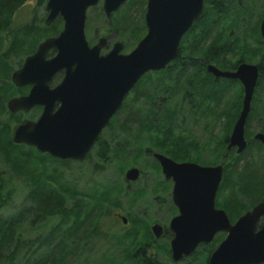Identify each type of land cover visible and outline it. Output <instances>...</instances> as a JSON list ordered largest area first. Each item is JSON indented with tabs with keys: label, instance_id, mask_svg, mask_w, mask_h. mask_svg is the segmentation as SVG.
Masks as SVG:
<instances>
[{
	"label": "water",
	"instance_id": "water-1",
	"mask_svg": "<svg viewBox=\"0 0 264 264\" xmlns=\"http://www.w3.org/2000/svg\"><path fill=\"white\" fill-rule=\"evenodd\" d=\"M99 0H47L44 23L50 25L60 17L58 34L44 38L36 50L24 57L10 80L15 87L30 85L26 94L10 97L6 106L10 113H27L34 106H42L33 119L19 123L12 132L14 144L34 147L60 160L83 161L99 139L103 128L121 107L125 96L135 83L150 71L163 69L178 52L183 34L200 16L204 0H146L144 23L146 33L127 53L116 41L106 52V37L89 45L84 34L87 10ZM125 0H102L106 17L122 6ZM264 40V15L259 24ZM53 49L54 54L47 57ZM207 71L216 78L238 80L243 87L241 109L228 137L227 150L242 153L247 146L244 127L258 80L257 64L241 62L235 70H221L213 64ZM62 72L54 86L50 81ZM57 108L54 109V105ZM253 139L264 146V133L253 134ZM162 174L172 178L171 199L177 213L170 218L168 229L171 259L181 261L190 256L201 243L212 241L216 233L224 238L207 259V264H264V199L242 213L233 223L223 209L215 207L223 165H199L176 162L155 153ZM139 176L136 167L125 171L127 181ZM123 223L127 218L120 216ZM155 238L162 226L150 227Z\"/></svg>",
	"mask_w": 264,
	"mask_h": 264
},
{
	"label": "trees",
	"instance_id": "trees-1",
	"mask_svg": "<svg viewBox=\"0 0 264 264\" xmlns=\"http://www.w3.org/2000/svg\"><path fill=\"white\" fill-rule=\"evenodd\" d=\"M26 1L0 0V34L7 41L3 52L4 56L13 54L22 56L26 54L21 52H23L29 36L39 32H41V37L49 34L56 35L62 27L60 17L55 18L50 25H46L42 19L39 20L40 25L34 18L15 25L13 22L14 15ZM46 1L38 0V3L43 5ZM135 4L139 3L134 0H127L113 15L105 17V21L111 24L112 28H114V23L119 27H133L132 7ZM144 4L145 0L141 1V14L144 13ZM259 5L262 6V9L255 16ZM263 14L264 0H204L202 13L186 35L190 40H193V45L188 52L183 50L184 44L180 48V54L187 56V60L182 62L183 60L178 57L163 69L146 73L128 94L122 106L106 127L117 124L118 130L126 133L135 128L136 135L133 147H138L142 153L149 152V148H146V150L144 148L145 143L148 142L152 146L153 144L144 134L145 129L147 131L159 129L170 115L177 117L180 112L181 104L171 105L169 103L170 96L177 94V90L173 92L171 90L172 82L170 79L173 78L174 82L180 81L182 77L183 80L186 79V88L182 90L184 92L182 93V98L185 101L187 99L190 110L195 109L197 98L193 91L195 89L198 90V88H195L198 83L194 85L192 79L195 74H199L197 73L198 70L205 71L204 64L206 62L215 61L218 63L219 54L224 48H229L230 51L240 54V57L235 62L230 65H224V67L232 69L238 62L243 61L244 57L249 60L257 59L256 63L259 67L258 84L262 85L264 78V42L259 36L258 26ZM140 29L139 37L141 38L145 33L144 25L140 26ZM213 30L221 31L223 41L219 44L207 43L205 45L209 33ZM229 30H235L237 35H234ZM47 32L49 34H46ZM246 39H251L249 43L251 46L250 54L243 55L239 48L247 45ZM53 52V50H50L48 55H52ZM27 53H31V50ZM205 74L209 75L206 71ZM204 79H201L204 83L209 82L212 85H217L218 82L225 84L228 81H232L231 79H215L211 75L210 81L207 76ZM15 89L16 87L10 82L0 84V113L7 114L6 121L0 122V157L12 171L28 177L30 182L32 181V187L28 192L32 201L29 205L24 207L22 205L20 210L9 217L0 216V264H70V259L79 248L86 246L90 240L106 236V234L101 236L103 232L100 230V225L104 218L111 214V210L119 206L118 195L121 193L122 188L108 185L97 188L99 190H91L77 195L78 192L76 190L60 183L59 175L54 173L56 169L50 172L51 177L48 178L49 180L47 179V182L42 180L40 175L36 173L38 169H29L30 165H39V163H43L46 160H54L64 165L72 160L52 158L46 153L38 152L34 147L12 142L11 124L16 125L27 120L21 119L23 113H10L7 111L4 104L6 97L15 94L13 93ZM19 92L21 94L26 93L27 87L19 88ZM143 105L145 107H142ZM253 110L254 106L250 107L246 122L248 123L253 115L264 121V108L260 113L256 114L252 113ZM238 111L239 105L237 103L232 112V119L235 118ZM122 114L126 117L119 121L118 117ZM231 123L216 145L217 155L214 162L224 163L218 195L221 196L225 193L226 188H229V194L220 198L221 201H219L218 205L226 210L231 219H235L254 203L264 199V159L258 157L264 151V146L244 130V136L247 140V146L244 151L236 153L233 148L227 150L226 146ZM258 130L264 133V124ZM131 144L132 142L130 141L119 142L114 147H111L112 154L115 157L121 155L127 159ZM94 146H96L95 153L101 157L102 161H105L107 144L102 135H100ZM93 147L88 152L86 159L90 157ZM102 150L105 151L103 157L101 155ZM161 150L171 155V152L167 149ZM4 184L5 180L0 175V201L4 199L2 190ZM138 191L142 193L141 189H138L135 191L136 194ZM26 212H28V216L37 221H44L50 216H58L57 222L40 235L38 247L31 249L30 246L29 253L25 252V247L30 241H27L28 231L22 226V218L26 215ZM127 221L130 224H134L133 218L127 219ZM145 222V220H141L138 227L143 226V234L146 235L149 230L148 224ZM219 240L217 239V241ZM144 245H137L130 256L138 258L139 264H160L155 259L145 256Z\"/></svg>",
	"mask_w": 264,
	"mask_h": 264
},
{
	"label": "rangeland",
	"instance_id": "rangeland-1",
	"mask_svg": "<svg viewBox=\"0 0 264 264\" xmlns=\"http://www.w3.org/2000/svg\"><path fill=\"white\" fill-rule=\"evenodd\" d=\"M126 1L127 0H125V2ZM134 1H137L139 4H135L132 7L134 24L133 27L129 28L119 27L115 23L114 28H112L111 24L105 21V15L102 10V0H99L94 7L89 8L86 13L84 25V34L88 44H94L97 42L98 38L103 35L108 40V47L106 49L103 48L101 52H106L115 41L123 43L124 53L130 51L140 38V26L144 25L143 14H141L142 7L140 8L141 1L143 0ZM262 3L261 5H263ZM261 5L257 6L255 16H257L256 13L261 11ZM44 6L45 3L39 5L38 0H27L25 4L16 11L13 21L14 24L18 25L19 23L30 21V19L33 18L40 24L39 20H44L46 16ZM109 30L111 31L109 32ZM230 32L237 35L235 30H231ZM46 34H49V32ZM49 35L41 37V32L31 35L26 40L23 52H21L26 54L22 56H15L14 54L4 56L3 52L6 48L7 41L4 36L0 34V84L12 83L10 80L11 73L20 67L24 57L28 55L27 52L31 50V53H33L37 45ZM247 40L248 39H246L247 45L245 47L240 46L239 48V51H242L243 55L250 54L251 46L249 43L251 39ZM222 41L223 34L221 31L213 30L209 33L205 45H207V43L219 44ZM192 45L193 40L188 38V42L184 43L183 50L188 52ZM32 50L34 51L32 52ZM238 57H240L238 52H232L229 48H224L219 54L218 63L215 61H211L210 63L221 69H231L224 67V65H230L235 62ZM256 60L257 59L249 60L246 57L243 58L244 62L252 64H257ZM205 71L198 70L197 73L199 74H195L192 79L194 85L198 83V86L195 87L198 88V90L195 89V91H193L197 98V102L195 103V109L192 110L189 109L187 99L185 101L182 98V90L186 88V79L183 80L182 77L178 82H174L173 78L170 79L172 82L171 90L172 92L177 90V94L170 96L169 103L171 105L176 103L181 104L180 112L177 117L170 115L159 129H151V131L145 129L144 134L153 144L152 146L146 142L144 146L145 150L149 148V152H163L161 149H167L171 152L170 154L173 159L178 161H194L209 165H216L218 163L214 162L217 155L216 145L221 140L231 121L229 134L232 130V126L238 116L237 114L241 109L243 87L239 81L233 79L225 84H222L223 82H218L217 85H212V83L209 82L204 83L201 79L205 80L204 77L206 76L209 81L211 80L210 74L206 75ZM55 76L50 82L51 85L57 84L62 78L61 74ZM258 82L257 80L251 100V107L254 106L252 113L254 114L260 113L264 108V78L262 85L258 84ZM19 88L22 87H16V89L13 90L15 94L6 97L4 102L5 106L9 97L21 94ZM237 103L239 105V111L235 115V118L232 119V112ZM142 107H145V105ZM39 113V108H33L27 113H23L21 119L33 120ZM125 117L126 116L122 114L118 117V120L122 121ZM6 119L7 114L0 113V122H5ZM263 124V120L253 115L248 123L246 122L244 130L253 138V134L258 132V129ZM17 125L18 124H11L12 132ZM101 135L104 137L105 143L107 144V154H105L104 150L101 152L102 157L104 154L107 156L105 161H102L101 157L95 153L94 150L96 146H94L90 153V157L88 159L85 158L83 161L72 160L64 165L54 160H46L43 163H39V165H30L29 167V169H38L36 173L46 182L47 179L51 177L50 172L56 169L54 173L59 175L61 180L60 183L70 189L73 188L76 190L78 192L77 195L84 194L91 190H99L97 188L106 187L108 185L122 188L121 193L118 195L119 206L112 209L111 214L106 216L100 225V230L103 232L101 236L104 234H106V236L90 240L86 246L79 248L70 259V264H114V262L115 264H139L138 258H132L130 255L134 252L137 245L141 244H145V256L155 259L160 264H207L210 252L222 239L223 234L220 233L211 243L198 246L190 256L183 258L181 261H172L169 249V238L171 235L168 234L155 238L150 230V226L154 220L161 225L167 226L170 218L176 214V209L170 202L169 193H164L167 185L169 188V182L163 178L158 166L154 163V159L147 151L142 153L138 147H133L135 144L134 137L136 135L135 128L129 133H126L119 131L116 124L106 127ZM125 141L132 142L129 146L130 150H128V152H130L127 154V159L121 155L115 157V155L112 154L111 147H114V145L119 142ZM163 153L166 152L164 151ZM258 157L264 159V151L259 154ZM219 163L222 165L224 164L223 162ZM130 167H136L139 170V176L135 181H127L124 177L125 171ZM0 175L5 180V184L2 188L4 199L0 201V216L9 217L20 210L22 205L24 207L31 203V196L28 192L32 187V181L30 182L28 177L12 171L1 157ZM138 189H141L142 193L138 191L136 194L135 191ZM228 194L229 188H226L224 194L221 196L217 195L218 203L221 201L220 198ZM119 215H123L127 219L133 218L134 224L127 223L124 225ZM22 219V226L28 231L27 241H31V243L29 241L27 244L29 248L25 247V252L29 253L30 246L31 249H34L36 246L38 247V240L41 238L40 235L57 222L58 216H50L44 221H37L28 216V212H26V215ZM141 220H145V223L148 224L149 233L147 232L146 235L143 234V226L138 227ZM217 239L220 240L217 241Z\"/></svg>",
	"mask_w": 264,
	"mask_h": 264
},
{
	"label": "flooded vegetation",
	"instance_id": "flooded-vegetation-1",
	"mask_svg": "<svg viewBox=\"0 0 264 264\" xmlns=\"http://www.w3.org/2000/svg\"><path fill=\"white\" fill-rule=\"evenodd\" d=\"M96 5H97V4H96ZM122 5H123V4H122ZM144 5H145V8H146V0H145V4H144ZM145 8H144V13H143V24H144V27H145V23H144ZM118 9H119V8H118ZM118 9H117V10H118ZM117 10H116V11H117ZM113 13H114V12H113ZM113 13H112V14H113ZM110 16H111V15H110ZM110 16H109V17H110ZM105 17H106V16H105ZM198 18H199V17H198ZM198 18H197V19H198ZM197 19H196V20H197ZM196 20H195V21H196ZM260 20H261V19H260ZM61 21H62V20H61ZM195 21H194V22H195ZM194 22H193V24H194ZM193 24H192V25H193ZM259 24H260V22H259ZM190 28H191V27H190ZM190 28H189V29H190ZM189 29L183 34V36H182L181 39H180V42H179V45H178V52H177L176 57L173 58L168 64H170L172 61H174V60L177 59L178 57H179V59H182V60H183L182 62H185V61L187 60V58H188L187 56H184V55H181V54H180V48H181V46H182L184 43L188 42V37H187L186 35H187ZM258 30H259V27H258ZM145 33H146V28H145ZM145 33H144V34H145ZM102 36H103V35H102ZM143 36H144V35H143ZM143 36H142V37H143ZM259 36H260V33H259ZM100 37H101V36H100ZM104 37H105V36H104ZM142 37H141V38H142ZM141 38H140V39H141ZM260 38H261V36H260ZM140 39H139V40H140ZM139 40H138V41H139ZM261 40L264 42V40H263L262 38H261ZM138 41H137V42H138ZM115 42H116V41H115ZM137 42H136V43H137ZM122 44H123V43H122ZM91 45H92V44H91ZM111 46H112V45H111ZM107 47H108V40H107V38H106V46H105L104 48L106 49ZM123 48H124V45H123ZM109 49H110V48H109ZM51 50H53V49H51ZM49 51H50V50H49ZM49 51H48V52H49ZM53 51H54V50H53ZM48 52H47V57H51V56L54 54V52H53L52 55H48ZM122 52H123V51H122ZM241 62H244V61H241ZM241 62H238L237 65H236L234 68H232V69H221V68H219V67H217V66H216V67L219 68V69H221V70H229V71H233V70L236 69V67L238 66V64L241 63ZM168 64H167V65H168ZM208 64H212V63H210V62H206V63L204 64V69H205L206 71H207V65H208ZM167 65H166V66H167ZM213 65H214V64H213ZM257 66H258V65H257ZM258 70H259V67H258ZM207 73H209V72L207 71ZM58 74H61V77H62V75H63L62 72H58L56 75H58ZM209 74H210L213 78H215V79H224V78H216V77H214L211 73H209ZM144 75H145V74H144ZM144 75H143V76H144ZM54 76H55V75H54ZM54 76H53V77H54ZM143 76H142V77H143ZM258 76H259V75H258ZM142 77H141V78H142ZM141 78H140V79H141ZM52 79H53V78H52ZM52 79H51V80H52ZM140 79L135 83V85L140 81ZM233 80H234V79H233ZM237 81H238V80H237ZM50 82H51V81H50ZM135 85L133 86V88L135 87ZM50 86H54V85H51V83H50ZM23 87H25V86H23ZM26 87H27V92H28V90H29V88H30V85H26ZM133 88L128 92V94L133 90ZM27 92H26V93H27ZM26 93H24V94H26ZM182 93H184V92L182 91ZM185 93H187V92H185ZM128 94L125 96L124 100L126 99V97L128 96ZM20 95H22V94H20ZM124 100H123V102H124ZM121 106H122V105H121ZM33 108H39V109H40V112H41V110H42V106H39V105L34 106ZM33 108H31V109H33ZM56 108H57V104L54 105V109H56ZM119 109H120V108H119ZM119 109H118V110H119ZM118 110H117V111H118ZM116 113H117V112H116ZM116 113H115V114H116ZM115 114H114V115H115ZM114 115H113V116H114ZM113 116H112V117H113ZM110 120H111V119H110ZM110 120H109V121H110ZM108 123H109V122H108ZM107 125H108V124H107ZM107 125H106V126H107ZM103 129H104V128H103ZM101 133H102V132H101ZM100 135H101V134H100ZM233 149H234V148H233ZM147 153H148L149 155H151L152 158L154 159V161H155L154 163H155L156 166H158V169H159L161 175L163 176V178L169 182V184H170V185H169V188H168V185H167V187H165L166 190L164 191V193H166V194L169 193V195H170V202H171V204L175 207V205L173 204L172 199H171V190H172V185H173V179H172L171 177H170V178H165V176L162 174V171H161V167H160L159 162H158V161L155 159V157H154V154H155V153H160V154H163V155L169 157L170 159L174 160L173 157H172V155H169V154L163 153V152H161V151H153V152L150 151V152H147ZM224 156H226V154H224ZM174 161H176V162H194V161H186V160H180V161H178V160H174ZM194 163H197V162H194ZM197 164H199V165H209V164H201V163H197ZM217 164H219V163H217ZM210 166H211V165H210ZM167 188H168L169 190H168ZM218 191H219V188H218ZM218 191H217V193H216V197H215V207H216V208L223 209L221 206L218 205V201H217ZM256 203H257V202H256ZM256 203H254L251 207H253ZM251 207H250V208H251ZM250 208H249V209H250ZM175 209H176V213H177V208L175 207ZM249 209H247V210H249ZM223 210H224L225 213L227 214V216H228V218H229V220H230L231 223H233V222H234V221H235V220H236V219H237L242 213H244V212L246 211V210H245L244 212H242V213H241L240 215H238L235 219H231V218L229 217L228 213L226 212V210H225V209H223ZM120 216H121V215H119V217H120ZM172 217H173V216H172ZM121 222H122V221H121ZM263 222H264V218L262 217V218H260V219L258 220V222H257V224H256V230L259 229V228L261 227V225H262ZM122 223H123V222H122ZM127 223H128V221H127L126 223H123V224L125 225V224H127ZM154 223H158V222L154 220V221L152 222V224H154ZM168 223H169V222H168ZM152 224H151V225H152ZM158 224H160V223H158ZM160 225H161V224H160ZM161 226H162V230H163V233H162L161 237H162V236H166V235H168V234H170V235L172 236L171 231L168 229V225H167V226L161 225ZM150 227H151V226H150ZM150 230H151V229H150ZM220 233H222V232L216 233V234L214 235L212 241H213V240L215 239V237L218 236ZM222 234H223V237H222V239H223L224 236H225V234H224V233H222ZM170 238H171V237H170ZM170 238H169V240H170ZM222 239H221V240H222ZM221 240H220V241H221ZM212 241H211V242H212ZM220 241H219V242H220ZM211 242H209V243H211ZM219 242H218V243H219ZM218 243H217V244H218ZM204 244H206V243H201V244H199L198 246H200V245H204ZM207 244H208V243H207ZM198 246H197V247H198ZM216 246H217V245H216ZM213 250H214V249H213ZM213 250H212V251H213ZM212 251H211V252H212ZM211 252H210V254H211Z\"/></svg>",
	"mask_w": 264,
	"mask_h": 264
}]
</instances>
